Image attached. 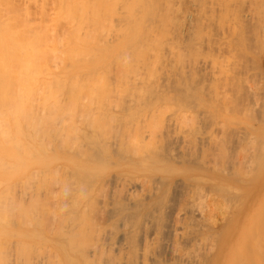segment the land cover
I'll use <instances>...</instances> for the list:
<instances>
[{"label":"bare ground","instance_id":"6f19581e","mask_svg":"<svg viewBox=\"0 0 264 264\" xmlns=\"http://www.w3.org/2000/svg\"><path fill=\"white\" fill-rule=\"evenodd\" d=\"M107 1L0 0V264H263L264 0Z\"/></svg>","mask_w":264,"mask_h":264},{"label":"rangeland","instance_id":"374dc122","mask_svg":"<svg viewBox=\"0 0 264 264\" xmlns=\"http://www.w3.org/2000/svg\"><path fill=\"white\" fill-rule=\"evenodd\" d=\"M111 1V2H110ZM119 0H117L116 2H117V4H115L114 6H112L113 5V3H115V1L113 0V2H112V0H109V1H107L108 2V7L109 6H112V8L113 7H115V8H117V10L119 9V6L120 7H124V6H122L121 4H123V3H125L124 1H121L120 2V5H118L119 4V2H118ZM167 1V0H166ZM170 0H168V2H169ZM172 1V0H171ZM176 1V2H175ZM203 0H173L172 2H169L170 3V7L171 8H175V9H172V11H171V8L169 7V9L167 8V7H164L163 8V12H161L162 13V15H163V20H165V22L166 23H168V25H169V31L173 34V37H174V39H176V40H178V41H180L181 43H183L184 42V40L190 35H192L193 33H194V31L196 32V29H195V26H196V20L198 19V16H199V9H200V5H201V2H202ZM123 2V3H122ZM173 3V4H172ZM112 4V5H111ZM180 4H182V5H180ZM118 5V6H117ZM173 6V7H172ZM178 6V7H177ZM181 7V8H180ZM111 7L109 8V9H112ZM159 8V7H158ZM192 8V9H191ZM177 9V10H176ZM114 10V9H113ZM112 10V11H113ZM120 10H122L121 8L118 10V11H116V14H120L119 12H120ZM159 9H157V11H158ZM166 10L168 11L169 10V12H168V14H167V12H166ZM178 11V12H177ZM115 12V11H114ZM122 12V11H121ZM166 13V14H165ZM170 14V15H169ZM164 15H167L168 16V18H165V16ZM166 16V17H167ZM170 16V17H169ZM197 17V18H196ZM172 18V19H171ZM179 20V21H178ZM116 24H114V25H116V27L115 26H113V28L111 29V30H113V31H116L117 29H119V27L121 26V25H119V23H117V22H115ZM171 23V24H170ZM119 25V26H118ZM112 27V26H111ZM118 27V28H117ZM170 28H171V30H170ZM184 34V35H183ZM262 64V66H261V68L264 70V60H263V62H261ZM110 76V75H109ZM113 76V75H112ZM112 76H110V77H112ZM110 77H108L109 79H112V78H110ZM114 79V78H113ZM107 81H108V85H112V83H113V80H111V81H109L108 79H106ZM109 82H112V83H109ZM260 83V86H264V81H256L255 83L257 84V85H259V83ZM251 83V85H253L254 84V82L253 81H251L250 82ZM255 84V85H256ZM110 87V86H109ZM117 96H118V94H116ZM263 99H261L260 97ZM258 98H260V101L259 102H261L262 101V103H264V93H261V94H259L258 95ZM258 102V103H259ZM259 105L261 106V104L259 103ZM263 105V104H262ZM257 114V113H256ZM257 116H259L260 117V115L259 114H257ZM240 118H242L241 120V122H239V124L238 123H236V124H232V125H230L233 129L232 130H242V132H244V133H246V132H248V131H250V129L248 128V125H246V122L244 121L245 120V118L244 117H242V116H240ZM242 122H244V123H242ZM241 123V124H240ZM258 126V125H257ZM240 127V129H238ZM235 128V129H234ZM237 128V129H236ZM215 129V130H214ZM214 129H212L211 131H208V132H215V135L220 131L218 128H214ZM219 131H218V130ZM244 129V130H243ZM246 129V130H245ZM247 134V133H246ZM241 145V144H240ZM249 145V144H248ZM248 145L247 144H245V145H241V147H240V149H239V147H237V151H238V153H237V151H236V153H237V155H239V150L240 151H246V147L248 148ZM251 145V144H250ZM249 145V146H250ZM245 147V150H244V147ZM242 152L240 153V154H242ZM176 190H180V189H176ZM19 191V190H18ZM54 191V190H53ZM60 191V190H59ZM59 191L57 192V191H55V193L57 192V193H59ZM264 191V190H263ZM261 202H263V206H262V213H263V217H262V219L264 220V193H263V196H262V198H261ZM48 208H50V209H53L54 211H55V208H53V205H51L50 207H48ZM47 209V208H46ZM46 209H45V211H46ZM50 209H47V212H46V214H48V212L49 211H52V210H50ZM49 210V211H48ZM4 212H2V216L4 215V217H3V220L5 221L6 219L8 220V214H9V212H5L4 214H3ZM5 214H7V215H5ZM6 216H8V217H6ZM48 216L50 217V215H46V218H45V220H47L48 219ZM17 218L19 217L20 218V216H16ZM6 218V219H5ZM17 218H15V220L16 221H19V220H17ZM18 218V219H19ZM21 222L23 221V219H21L20 220ZM19 221V222H20ZM48 221L49 222H52L51 224L49 223V225H51L50 227H52V226H54L55 224H54V221L53 220H50V219H48ZM5 222H7V221H5ZM24 222H25V220H24ZM262 223H264V221H262ZM54 224V225H53ZM21 225L23 226L24 225V223L22 222L21 223ZM21 225L19 226V228H17L16 229V231H22V229H21ZM264 226V225H263ZM6 227V230L5 231H11L10 233H11V235H10V233L9 232H7L6 234H7V237H6V234H5V236L3 237H1L3 240H0V241H2V243H6L5 245H10L11 247H13V249H15L16 250V247H17V243H15V242H17L16 240H17V238H20V237H15V232H14V230H12L11 229V227L10 226H5ZM8 229V230H7ZM3 231V230H2ZM264 227H263V229H262V244H263V247H264V243H263V241H264ZM53 233V232H52ZM51 232H49V234H51V236L49 235V234H47V235H49L50 237H52V234ZM10 235V236H9ZM13 235V236H12ZM12 236V237H11ZM17 236V235H16ZM4 239H6V240H4ZM11 240V241H10ZM7 241V242H6ZM21 242H26V241H24V240H22V238H21V240H20ZM8 243V244H7ZM12 243V244H11ZM13 243H15V245L13 244ZM22 243H20L19 245H18V247L21 245ZM4 245H2V247H3ZM6 248H7V246H6ZM264 248H262V250H263ZM14 250V251H15ZM262 254H263V256H264V253H263V251H262ZM263 256H262V258H263ZM263 260H264V258H263ZM264 261H262V263H263ZM264 264V263H263Z\"/></svg>","mask_w":264,"mask_h":264}]
</instances>
